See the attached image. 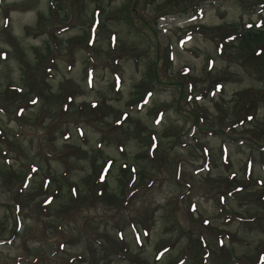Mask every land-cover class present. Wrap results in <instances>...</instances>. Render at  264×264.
<instances>
[{
  "label": "rangeland",
  "instance_id": "1",
  "mask_svg": "<svg viewBox=\"0 0 264 264\" xmlns=\"http://www.w3.org/2000/svg\"><path fill=\"white\" fill-rule=\"evenodd\" d=\"M0 264H264V0H0Z\"/></svg>",
  "mask_w": 264,
  "mask_h": 264
},
{
  "label": "snow or ice",
  "instance_id": "2",
  "mask_svg": "<svg viewBox=\"0 0 264 264\" xmlns=\"http://www.w3.org/2000/svg\"><path fill=\"white\" fill-rule=\"evenodd\" d=\"M249 119H251V117H249ZM207 223V222H206Z\"/></svg>",
  "mask_w": 264,
  "mask_h": 264
}]
</instances>
